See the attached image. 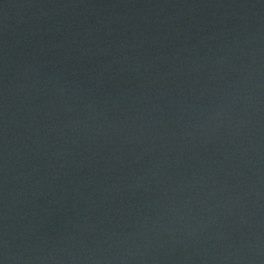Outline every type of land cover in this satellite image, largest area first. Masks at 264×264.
<instances>
[{
  "label": "water",
  "instance_id": "1",
  "mask_svg": "<svg viewBox=\"0 0 264 264\" xmlns=\"http://www.w3.org/2000/svg\"><path fill=\"white\" fill-rule=\"evenodd\" d=\"M0 264H264V0H0Z\"/></svg>",
  "mask_w": 264,
  "mask_h": 264
}]
</instances>
